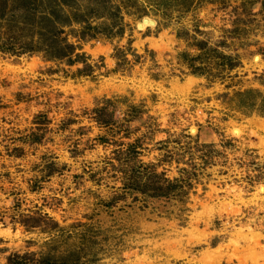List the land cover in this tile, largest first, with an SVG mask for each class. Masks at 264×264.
I'll list each match as a JSON object with an SVG mask.
<instances>
[{
    "label": "rangeland",
    "instance_id": "rangeland-1",
    "mask_svg": "<svg viewBox=\"0 0 264 264\" xmlns=\"http://www.w3.org/2000/svg\"><path fill=\"white\" fill-rule=\"evenodd\" d=\"M0 264H264V0H0Z\"/></svg>",
    "mask_w": 264,
    "mask_h": 264
},
{
    "label": "trees",
    "instance_id": "trees-1",
    "mask_svg": "<svg viewBox=\"0 0 264 264\" xmlns=\"http://www.w3.org/2000/svg\"><path fill=\"white\" fill-rule=\"evenodd\" d=\"M195 73V72H194ZM95 112H94V114L97 116L98 115V117H96V122L98 123V124H101V125H104V126H107V125H109V124H107V120H105V116H106V114H105V112H104V110L103 109H96V110H94ZM102 117V118H101ZM100 140H102V138H100ZM134 152V151H133ZM171 186L173 185V183H171L170 184Z\"/></svg>",
    "mask_w": 264,
    "mask_h": 264
}]
</instances>
